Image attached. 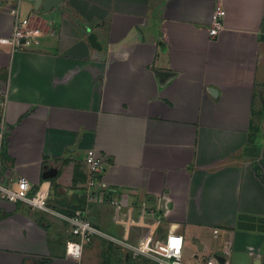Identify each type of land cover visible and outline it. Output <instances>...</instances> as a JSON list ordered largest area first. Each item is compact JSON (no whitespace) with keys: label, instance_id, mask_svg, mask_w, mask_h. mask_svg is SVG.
<instances>
[{"label":"crops","instance_id":"obj_1","mask_svg":"<svg viewBox=\"0 0 264 264\" xmlns=\"http://www.w3.org/2000/svg\"><path fill=\"white\" fill-rule=\"evenodd\" d=\"M14 7L44 34L33 49L0 45V175L49 181L52 194L49 211L0 197V264H79L60 216L79 205L132 244L176 231L190 260L230 239L231 264H264V0H62L53 25L32 1L0 0V36ZM89 151L106 161L92 189ZM103 241L116 250L98 235L85 249Z\"/></svg>","mask_w":264,"mask_h":264},{"label":"built area","instance_id":"obj_2","mask_svg":"<svg viewBox=\"0 0 264 264\" xmlns=\"http://www.w3.org/2000/svg\"><path fill=\"white\" fill-rule=\"evenodd\" d=\"M13 15L12 32L7 36H0V45L9 47L11 52L19 50L33 49L41 45L44 29L35 22L31 16H21L18 7L10 9ZM224 9L216 5L212 11L210 19L209 34L217 36L223 28ZM7 130L0 119V167L2 164L3 148L6 144ZM85 163L88 169V188L101 186V173L105 170L106 161L89 151L85 155ZM3 176L0 175V197L8 202H22L33 209L49 211L47 200L50 193L49 181H41L35 190L25 176H18L13 182L4 183ZM93 199V196H90ZM99 202L109 201L105 195L95 196ZM111 203L116 204L110 200ZM68 223L69 238L65 241V254L73 259H80L84 248L93 237L98 235L109 240L119 249L118 256L123 261H130L135 264H231L229 255L232 249L230 239L222 242L221 252L211 254L206 258H192L186 260L183 254V238L176 231L168 232L164 238L155 243L152 237L147 240L132 244L129 241L103 233L97 229L88 217L86 210H77L72 215H60ZM220 229L214 228L215 236ZM219 257L222 259L220 260ZM120 264V263H118Z\"/></svg>","mask_w":264,"mask_h":264},{"label":"rangeland","instance_id":"obj_3","mask_svg":"<svg viewBox=\"0 0 264 264\" xmlns=\"http://www.w3.org/2000/svg\"><path fill=\"white\" fill-rule=\"evenodd\" d=\"M55 10L56 9L50 10L48 12H44L43 9L40 7L38 11H33L32 14L36 16L37 18H39L40 20L46 21L48 25L50 24L53 25L52 24V22H54L53 17L56 16L58 13V11L55 12ZM27 14L26 13L24 15L21 14V16H27ZM34 20L36 22V19ZM51 194H52V190H50L48 200ZM48 200H47V205H48ZM93 200H95V196H93ZM101 244L102 245L105 244L104 252L100 250V247L98 250H95V252H93L92 245L90 244L88 245L86 249L84 248L82 257L80 259H77L78 263L79 264H94L95 261L93 257L98 258V256L100 257L98 264H118V263L130 264L131 263L130 261H127V260L123 261L122 258L118 256L119 249L117 247H115L116 250L114 251L111 249L110 246H109L110 248H108V245L106 244L105 241H103ZM88 254L90 255L88 256ZM91 254H93V256ZM107 257H109V261H106ZM186 260L188 259L186 258Z\"/></svg>","mask_w":264,"mask_h":264},{"label":"water","instance_id":"obj_4","mask_svg":"<svg viewBox=\"0 0 264 264\" xmlns=\"http://www.w3.org/2000/svg\"><path fill=\"white\" fill-rule=\"evenodd\" d=\"M34 3L35 8L41 7L44 12H48L52 9H54L62 0H29ZM261 38L264 39V19H263V26L261 28ZM89 43L92 47L99 48L98 43L96 42L95 35L93 33H90L88 36ZM165 73L160 72L159 75H163ZM57 169L55 167H49L48 169L44 170L41 173V177L43 179H50L56 175ZM197 244V243H196ZM199 249H201V245L197 246ZM218 258L221 260L222 258L218 256Z\"/></svg>","mask_w":264,"mask_h":264},{"label":"trees","instance_id":"obj_5","mask_svg":"<svg viewBox=\"0 0 264 264\" xmlns=\"http://www.w3.org/2000/svg\"><path fill=\"white\" fill-rule=\"evenodd\" d=\"M2 154H3V153H2ZM254 166H255V170H258L256 164H254ZM50 180L52 181V180H54V178H52V179H50ZM51 184H52V183H51ZM81 206H82V205H79L78 207H76V208H77L76 210L82 209ZM74 212H75V210H72V212H71L70 215L74 214ZM130 264H135V263H130Z\"/></svg>","mask_w":264,"mask_h":264}]
</instances>
